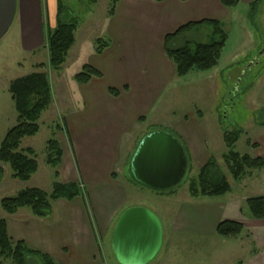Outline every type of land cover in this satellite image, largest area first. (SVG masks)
<instances>
[{"label":"crops","instance_id":"obj_1","mask_svg":"<svg viewBox=\"0 0 264 264\" xmlns=\"http://www.w3.org/2000/svg\"><path fill=\"white\" fill-rule=\"evenodd\" d=\"M256 1L238 0L236 7L225 8L221 0H118L112 16L104 12L97 23L86 24L89 31L86 37L83 36L85 32L82 35L78 30L63 67L69 62L82 63V67L90 66L100 77H94L86 84H77L75 103L72 102L73 95L67 91L70 97L58 113L63 124L58 131L64 133H59L56 141L61 151L58 181L80 186L81 195L71 201H55L50 215L41 219L32 216L25 208L13 215L3 213L0 218L6 220L9 239L26 244L58 264H106L102 248L105 241L110 243L117 218L125 209L141 206L136 200L127 199L126 189L140 191L122 176L123 164L118 167L121 153L124 149L126 156L134 152L141 139L133 142L132 134L142 132L146 117L174 80L187 76L175 75L174 65L165 53V37L188 23L212 20L220 22L223 27L224 21L238 6H248L249 10V5ZM258 1L260 4L264 0ZM56 2L16 0L15 16L10 26L17 31L14 50H18L19 45L22 52L33 53L45 46V26L52 28L55 25ZM97 39L106 43L99 54L95 53ZM177 39L170 41L168 47H177ZM84 41L88 42V47L83 46ZM197 123L196 119L184 116L170 125L177 132L175 136L183 142L187 161L197 165L199 172L212 156L207 149L208 136ZM257 128L258 136L255 134L248 145L251 156L263 157L264 125ZM130 145H134L133 150L128 149ZM252 175L253 171L235 184L238 187L244 185V188L249 186L254 189V196L263 194L264 197V182L260 184V175L255 176L254 182L246 181ZM34 177L27 182H18L20 190L38 188L30 184ZM233 191L231 189L227 194ZM149 196L166 202L177 197ZM239 197L238 192L234 193L227 204L184 199L172 221L166 225L161 221L163 245L172 244L170 239L166 240L172 234L214 236L218 223L225 220L241 221L240 224H245V229L253 235L256 225L250 230L238 214L239 203L251 197ZM245 222L249 221L246 219ZM249 254L247 264H264L259 262L257 252Z\"/></svg>","mask_w":264,"mask_h":264},{"label":"rangeland","instance_id":"obj_2","mask_svg":"<svg viewBox=\"0 0 264 264\" xmlns=\"http://www.w3.org/2000/svg\"><path fill=\"white\" fill-rule=\"evenodd\" d=\"M60 1L69 10L71 17L78 21L76 32L79 30L82 35L85 32L84 37H86V32L89 33L86 24H95L98 22L97 20L102 19L103 14H107L109 5L108 0ZM250 14L248 6L237 7L223 23L227 41L218 65L210 71L192 72L184 78L174 80V83L157 101L152 113L146 117V122L142 125V132H135L131 136L133 142L136 139L138 142L143 135L153 131L176 135L177 132L170 123H174L184 116L196 119L197 124L204 129L208 136L209 154L219 163L227 182L234 190L232 194L214 198L199 197L196 199L190 197L187 192L188 184L190 179L198 174L199 168L188 161L187 170L181 182L162 194L165 196L176 195V198L171 197L166 202L150 197V194L157 193L134 185L130 180L129 161L133 152L130 156L124 154L125 149L121 153V162L118 167L123 164L122 176L141 192H131L130 189H126L127 199L129 201L136 200L141 206L144 205L145 208L153 211L160 221H164V225L177 216L180 203L184 199L205 204H227L228 198L237 192L240 197L243 195L251 198L256 197L254 189L251 190L249 186L244 188V185L238 187L235 184L236 182L233 181L220 158L226 151L221 136L223 131L238 129L242 131L235 144V151L239 154L253 155L248 143L254 139L255 134L258 136L257 126L264 122V1L257 5L252 15ZM15 33L17 34L16 29L12 28L0 40V143L7 129L16 123V112L8 92L9 81L32 72H44L50 84L51 104L38 122L39 133L34 137L23 139L21 147L31 148L35 152L38 163V171L34 174L35 177L30 184L49 193L55 179L54 169L45 164L47 142L57 140L58 134L64 133L57 129V127H63L60 120L61 115L58 113L61 105L70 97L68 92L73 95L72 102L75 103L78 90L77 83L73 81L72 77L82 70L83 64L69 62L63 67L65 61L59 71L50 70L47 66L45 47L41 46L33 53L22 52L19 45H17L19 49L14 50L16 47L14 42L18 40ZM207 35V29H196L183 38L187 37L190 43H195L207 41ZM183 38H179L177 47L183 45L187 40ZM83 46L88 47V42L84 41ZM95 47L97 46L95 45ZM39 64L45 66L38 69L36 66ZM180 141L182 142V140ZM134 145H130L128 149L133 150ZM2 166L4 172L0 182V200L14 196L20 191L19 181L10 177L9 166L6 164ZM258 175H260V184H262L264 182V171L262 170H254L252 177L246 181L254 182L255 176ZM142 192L145 195H142ZM238 209L240 219H244V223L250 230L256 225L253 235L245 229V224H242L244 225L243 231L236 239L222 238L217 235L172 234L166 238V240L170 239L172 244H164L157 257L149 264H247L250 262L249 252H257L259 262L264 263V219L253 220L246 201L240 202ZM2 214L0 209V217ZM246 219L249 222H245ZM108 243L105 241L102 248L105 263L117 264ZM0 264H10V260L0 259ZM27 264H41V262L37 257H33L28 260Z\"/></svg>","mask_w":264,"mask_h":264},{"label":"trees","instance_id":"obj_3","mask_svg":"<svg viewBox=\"0 0 264 264\" xmlns=\"http://www.w3.org/2000/svg\"><path fill=\"white\" fill-rule=\"evenodd\" d=\"M94 1V0H92ZM107 16H112L118 0H108ZM162 2L163 0H154ZM225 8H234L238 0H221ZM259 1L249 5L248 13L253 14ZM67 18H66V17ZM252 19V18H251ZM45 48L47 50V66L50 70L59 71L65 63L69 51L75 43V32L78 21L71 17L69 10L62 1L56 2L55 25L52 28L45 26ZM196 29H207V41L190 43L187 34ZM176 38L187 39L183 45L170 48L168 44ZM227 35L222 24L218 21L206 20L198 23H188L165 37V53L174 65L177 77H184L192 72H207L218 65L222 50L226 44ZM179 42V39H178ZM177 42V43H178ZM95 53H101L105 42L95 41ZM37 65L38 69L43 68ZM100 77V74L88 65L73 75L72 79L77 84H86L90 79ZM8 92L16 112V123L7 129L0 143V182L3 179V164L9 166L10 177L19 182H27L38 170L35 152L31 148H22L21 142L25 138H31L39 133V120L42 114L51 104V89L47 75L44 72H32L16 78L9 83ZM112 95L115 92L110 91ZM200 113V112H199ZM141 121V119H140ZM143 121V118H142ZM264 125V122L260 124ZM59 129V127H57ZM242 131H223L222 140L226 151L221 156L223 165L231 175L234 182L244 179L251 171H264V156L253 157L248 154H239L235 151V144L239 140ZM186 153L181 141L175 135ZM61 158V151L56 140L47 142L45 164L54 169V182L49 193L39 188H24L16 195L0 200V209L6 215H13L19 209H27L36 218H45L52 211V204L60 199L74 200L81 195V190L74 184H61L58 181L57 166ZM131 182L136 184L133 180ZM143 188V187H142ZM172 189V188H171ZM169 189L168 191H170ZM231 191V185L227 182L223 169L212 157L201 167L198 174L191 178L187 192L192 198H214L223 196ZM155 192V191H152ZM164 192H155L159 195ZM172 193V192H169ZM246 206L253 220L264 219V197L248 198ZM243 231L242 224L234 221H221L218 223L215 233L222 238H237ZM37 257L41 264H58L49 256L29 248L22 242H12L6 231V220L0 218V259L10 260V264H27L29 258Z\"/></svg>","mask_w":264,"mask_h":264},{"label":"water","instance_id":"obj_4","mask_svg":"<svg viewBox=\"0 0 264 264\" xmlns=\"http://www.w3.org/2000/svg\"><path fill=\"white\" fill-rule=\"evenodd\" d=\"M16 0H0V40L10 29ZM184 149L171 134L154 131L138 143L129 161L131 180L155 192L171 189L185 175ZM163 245L159 218L142 206H131L117 218L110 236V250L117 264H149Z\"/></svg>","mask_w":264,"mask_h":264}]
</instances>
